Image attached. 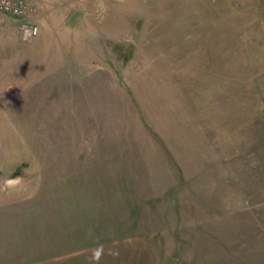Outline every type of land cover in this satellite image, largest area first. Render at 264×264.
<instances>
[{
    "label": "rangeland",
    "instance_id": "obj_1",
    "mask_svg": "<svg viewBox=\"0 0 264 264\" xmlns=\"http://www.w3.org/2000/svg\"><path fill=\"white\" fill-rule=\"evenodd\" d=\"M30 1L32 40L0 12V264L130 234L264 264V0Z\"/></svg>",
    "mask_w": 264,
    "mask_h": 264
},
{
    "label": "crops",
    "instance_id": "obj_2",
    "mask_svg": "<svg viewBox=\"0 0 264 264\" xmlns=\"http://www.w3.org/2000/svg\"><path fill=\"white\" fill-rule=\"evenodd\" d=\"M132 238H137V235H121L110 240L103 239L97 245H79L71 249L66 248L62 252L69 254L92 248V250L98 249L102 252L100 257L105 261L103 264H150L149 255L144 246L141 250H135L134 248V251L129 250Z\"/></svg>",
    "mask_w": 264,
    "mask_h": 264
},
{
    "label": "built area",
    "instance_id": "obj_3",
    "mask_svg": "<svg viewBox=\"0 0 264 264\" xmlns=\"http://www.w3.org/2000/svg\"><path fill=\"white\" fill-rule=\"evenodd\" d=\"M0 12L19 20L21 37L32 40L39 33V25L31 19L34 6L30 0H0Z\"/></svg>",
    "mask_w": 264,
    "mask_h": 264
}]
</instances>
